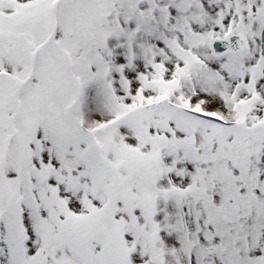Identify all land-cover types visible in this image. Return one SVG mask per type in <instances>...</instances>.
Instances as JSON below:
<instances>
[{"label": "snow or ice", "instance_id": "1", "mask_svg": "<svg viewBox=\"0 0 264 264\" xmlns=\"http://www.w3.org/2000/svg\"><path fill=\"white\" fill-rule=\"evenodd\" d=\"M0 264H264V0H0Z\"/></svg>", "mask_w": 264, "mask_h": 264}]
</instances>
